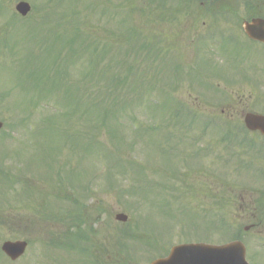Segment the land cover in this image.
Here are the masks:
<instances>
[{
  "label": "rangeland",
  "instance_id": "rangeland-1",
  "mask_svg": "<svg viewBox=\"0 0 264 264\" xmlns=\"http://www.w3.org/2000/svg\"><path fill=\"white\" fill-rule=\"evenodd\" d=\"M20 1H27L36 7L30 14V20L14 19V7ZM123 1L126 14L131 16L129 19L124 14L126 26L122 24L123 12L118 10ZM171 1L174 0H168L167 3ZM160 4L161 2L154 0H0V121L4 123V129L0 132V207L4 204V209L8 208L7 204L15 206L12 211H4L2 214L5 217L0 221V245L5 240H29L31 244L24 258L15 263L1 253L0 264H117L124 260V253L119 255V249L115 245L116 235L130 239L122 243H125L127 249L133 248L132 261L150 264L157 251L150 250L142 254L145 238H151L150 242L169 246L171 240L168 235L173 232L178 236L180 226L186 228L194 225L201 230L198 234L200 237L209 236L208 239L212 242L224 243L229 241L228 234L212 233L219 229L215 214L209 216V224L201 215L212 211L231 214L232 209H239L243 203L248 204L251 209L264 208L263 190L250 189H261L264 186V169L253 167L246 170L238 166L232 155H228L221 163L226 155L221 146H218L213 154L201 159L200 165L199 158L195 157L197 152L191 150L204 149V146H208L205 141H211L214 136L206 137L194 148L186 147L188 153H192L187 159H181V155L176 156L174 151L168 157L162 151L163 145H171L176 139L175 130L168 126L171 105H167V99L170 94L175 98L174 102L178 100L193 106V103L198 101L202 112L209 115L221 112L225 119L232 114V103L240 111L253 110L264 114V71L256 68V73L249 72V75L235 73L233 58L218 56L215 57L218 59L217 66L227 64L233 68L230 70L225 67L222 76L228 80L222 81H240L238 88H224V85L217 83L219 80L213 73L209 74L208 71L199 74L183 72L175 85L171 84L166 80V74L169 75L174 65L181 69L185 66L193 70V65H198L201 61L206 64L213 61L214 57L192 56L188 38L178 41L179 45L175 48L171 41L159 40L157 35H175L174 31L169 29L171 26L157 29L154 24L153 8ZM105 7L108 10L117 8L114 16L110 17L109 11L104 10ZM70 16L72 17L68 18ZM43 20V25H47L44 31L40 26ZM117 25L120 28H116ZM55 27L60 32L68 30L72 34L66 37L63 35L66 39H72L77 34L90 38L91 42L93 40L96 43L98 50L93 45L88 49L81 47L83 38L76 39L73 47L62 46L64 42L60 41V36L54 38V43L49 46L52 42L49 38H53ZM122 34L126 35V46L123 45L122 52H119L122 43H116ZM133 38L138 43L133 44L135 50L128 54V61H124L125 47L132 48L129 42ZM106 42L112 43L113 48L111 47L107 55L95 59L100 56V51L104 49L102 46ZM62 47L63 52L59 57ZM77 47L80 49L76 53L81 54L80 57H76L71 67L64 64V54L69 48ZM146 52L151 54L146 56ZM158 52L161 56L159 60L155 59ZM258 57L255 56L253 61L258 63ZM245 58L247 57L241 59ZM260 58L264 61V56ZM42 59H50L45 67L50 63L53 67H46L45 71L41 66ZM99 60L98 68L103 72L112 62L117 64L116 72L108 74L107 86L109 83L111 87L112 80L117 79L120 74L122 86H125L123 95L129 96L126 100L131 102L134 93L139 94L130 106L125 105L124 99L125 110L120 108L117 122H110L108 125L105 121L101 125L108 129L116 128L118 136L123 138L116 148L121 150L120 155L122 159L126 158V162L127 159L133 160L127 164L120 163L119 166L113 159L104 157L102 145L87 140V130L93 123L84 121L79 113L73 116L76 108L80 110V103L84 107L83 101L86 105L91 101L85 93L80 99L76 96L78 90L81 93L84 90L78 82L79 76L86 72L89 65L92 64V67ZM129 65L135 67L131 74L127 73ZM247 66L253 67V64L241 63L242 68ZM17 73L20 79L16 77ZM192 74L201 75L202 80L208 81L204 89L200 88L202 85L198 82L190 84ZM26 75L32 79L28 81L33 85L32 88H28ZM48 76L57 88L55 93L48 86ZM161 77H165V80L161 81ZM38 81L46 82V85L38 87ZM217 90L230 93V96L222 97V94H218L217 97ZM34 101L38 104L29 106L33 109L32 113H23L29 102ZM223 111L229 114H222ZM239 117L235 116L234 121L231 120L232 123L242 121ZM49 123L52 125L48 126ZM136 126L142 128L135 134L133 130ZM78 134L85 138L78 140L77 137H71ZM190 136L196 138L198 134L190 133ZM104 137H107V150L116 151L109 141L110 137ZM99 152L103 153L97 154ZM177 159H180L183 165H193L194 169L180 167V161ZM216 164H220L218 169ZM122 169L130 183L125 184L124 176L118 174ZM73 170H78L74 179L71 176ZM215 171H218L219 176L213 174ZM58 172L62 178L61 183L54 177ZM91 177L96 178L92 188L96 194L93 201L81 195L82 186ZM171 186L172 189H169ZM27 189H31V195H24ZM171 193L177 194L182 201ZM61 196H72L74 199L78 197L87 206L96 205L107 211L100 217L99 224L92 226L96 232L93 239L91 237L88 241V245L97 246L95 260L98 263L91 257L90 260L83 258L76 250L71 252L50 247V243L54 244L56 240L68 236L72 229L71 212L77 214L80 223L85 214L89 215L77 205L76 208L71 207L66 198L61 202ZM184 207L189 210H184ZM80 210H84L85 214L79 212ZM119 213L129 217L126 225L116 221L115 216ZM7 216L10 219L7 220ZM230 218L233 220L236 215ZM245 223L248 222H238L240 227ZM138 227L140 236L131 243L135 238L134 234L138 233ZM87 232L80 229L78 233ZM209 232L211 233L208 235ZM176 242L177 239L174 238L173 243ZM118 247L124 251V246ZM157 247V250L162 251L163 248ZM262 255L264 256V250ZM249 259L253 260L252 256ZM257 260L255 258V262ZM260 263L264 264V261Z\"/></svg>",
  "mask_w": 264,
  "mask_h": 264
},
{
  "label": "flooded vegetation",
  "instance_id": "flooded-vegetation-1",
  "mask_svg": "<svg viewBox=\"0 0 264 264\" xmlns=\"http://www.w3.org/2000/svg\"><path fill=\"white\" fill-rule=\"evenodd\" d=\"M176 13L182 16L173 27L175 46L188 38L194 54L233 58V62L242 57L264 56V44L251 39L245 27L254 21H264V0H185ZM235 215L237 219H230L235 240L245 243L249 264H261L260 261H264V208L251 209L243 203L239 209L228 213L230 217ZM238 222L248 223L240 227ZM218 232L221 233V229ZM251 256L253 260L249 259Z\"/></svg>",
  "mask_w": 264,
  "mask_h": 264
},
{
  "label": "trees",
  "instance_id": "trees-1",
  "mask_svg": "<svg viewBox=\"0 0 264 264\" xmlns=\"http://www.w3.org/2000/svg\"><path fill=\"white\" fill-rule=\"evenodd\" d=\"M64 37L63 35L62 36L60 35V41L64 42L62 46L65 45V46L73 47L74 46L73 44L76 42V39L83 38L80 46L83 47L84 49H88L90 45H93L94 48L98 47L93 40L91 42L90 38L89 39L84 38L82 35L77 34L72 39L71 38L64 39ZM110 47H111V44L109 42L104 43V45L102 46V48H104L103 51L101 50L100 56H96L95 59L106 55L107 50ZM62 52H63V47L58 54L59 57L62 55ZM76 52L78 51H76L75 49L69 48L68 51L64 54V57L66 60V63L64 64H67L70 67L73 66L76 60V57L78 58L81 55ZM129 52L130 50L128 49L126 56L124 58V61H128ZM47 61H50V59L46 60L45 64ZM99 63H100V60L97 61L92 66L93 68L91 67L92 64L89 65L86 72L81 74V76H79L78 82L82 84L84 90L82 93L78 90L76 96L78 99H80V96L85 93L86 96H88L91 101L87 105H86V102L83 101L84 107L81 106V103H80V110L78 111V109L76 108L73 114V115H76L79 113L80 117L84 119V121L93 122L95 126H93L92 128H94L96 131H101L102 128L104 127L101 125L105 121H107L111 117L120 113V108H122V110L123 109L125 110V106H124L125 97L123 95L125 86H122V82L120 80L121 79L120 74H118L117 79L112 80L113 82H111L112 83L111 87L109 83H108L109 86H107L106 80L108 81V74H113L116 71L107 70V69H105L104 72L100 71L98 68ZM119 64L121 65V63ZM41 66L44 68L45 71L47 70L46 67L47 68L53 67L51 66V63L47 64L46 67L44 64H41ZM64 69L66 70V67H64ZM132 72H133V66L129 65L127 69V73L131 74ZM47 83L54 93L57 92V88L55 84L52 82V80L49 79V76H48ZM41 85H46V82L41 83L38 81V83L36 84V86L38 87H40ZM119 93H122V95H120ZM112 119H115V118H112ZM93 138L94 139L97 138L96 133L93 135ZM118 141H121V138H118ZM92 143L101 145L100 143H97L96 141H92Z\"/></svg>",
  "mask_w": 264,
  "mask_h": 264
},
{
  "label": "water",
  "instance_id": "water-1",
  "mask_svg": "<svg viewBox=\"0 0 264 264\" xmlns=\"http://www.w3.org/2000/svg\"><path fill=\"white\" fill-rule=\"evenodd\" d=\"M17 12L23 16L26 17L31 8L27 3H20L17 7H16ZM251 122H260V124H262V128L264 129V118H256L254 116H248L247 117V124L249 125ZM3 128V124L0 122V130ZM120 218V217H119ZM125 219V218H124ZM26 247L27 244L25 242H17V243H6L3 246V251L7 254V256H9L13 261L19 259L21 256L24 255L25 251H26ZM227 249H231L235 252H238V254L240 256H242V259L244 257L243 255V251H242V247L240 245H229L228 247H226ZM202 251H205L204 254H207V258H211V259H215V253L212 251H215L214 248H210V247H203L201 248ZM212 252V253H211ZM244 260V259H243ZM210 261V260H209ZM207 261V264H214V262L212 261ZM156 264H161V263H156ZM222 264H231L228 261H223Z\"/></svg>",
  "mask_w": 264,
  "mask_h": 264
}]
</instances>
